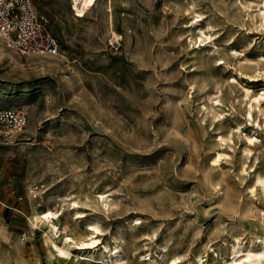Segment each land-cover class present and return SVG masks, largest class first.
Returning a JSON list of instances; mask_svg holds the SVG:
<instances>
[{
  "label": "rangeland",
  "instance_id": "rangeland-1",
  "mask_svg": "<svg viewBox=\"0 0 264 264\" xmlns=\"http://www.w3.org/2000/svg\"><path fill=\"white\" fill-rule=\"evenodd\" d=\"M32 1L59 52L0 38V107L27 118L0 141V264H223L236 239L257 248L264 0ZM92 225L73 260L49 247Z\"/></svg>",
  "mask_w": 264,
  "mask_h": 264
},
{
  "label": "built area",
  "instance_id": "built-area-1",
  "mask_svg": "<svg viewBox=\"0 0 264 264\" xmlns=\"http://www.w3.org/2000/svg\"><path fill=\"white\" fill-rule=\"evenodd\" d=\"M0 38L21 54L53 57L59 52L32 0H0ZM26 122L22 109L0 107V141L16 140Z\"/></svg>",
  "mask_w": 264,
  "mask_h": 264
},
{
  "label": "bare ground",
  "instance_id": "bare-ground-1",
  "mask_svg": "<svg viewBox=\"0 0 264 264\" xmlns=\"http://www.w3.org/2000/svg\"><path fill=\"white\" fill-rule=\"evenodd\" d=\"M105 1L107 2V5L105 6L106 12H110V0H105ZM259 15H261V14L259 13ZM194 17L196 18V20L192 23H200L203 21V18H204L203 15L198 13V12H195ZM262 19H264V12H262ZM199 32H200L201 37H205L207 39H211L213 37L212 34H210V33L206 34L202 30H199ZM116 37H117V34L112 32V38H116ZM34 64L40 68H50V66L53 65L54 62H51V61L47 62V61L42 60L41 58H38ZM247 93L248 92L246 91V95H247ZM258 99H264V92H262L259 95V97H257V98L255 97L254 101L255 100L258 101ZM3 106H6V105H3ZM8 107H10V106H8ZM248 115L250 116V112H248ZM221 156H222V154L220 152H215L214 156L211 159L212 162L213 163L218 162L220 160ZM257 183H259L262 190H264V177H258L257 176ZM105 199H106V196H105ZM74 211L76 213V210H74ZM35 218L46 226V230L50 233V235L57 233L58 228H56V225L52 221V219L55 218L54 212H52L50 210H46V211H43L40 213L37 212L35 214ZM51 228H53V229H51ZM90 228H91V232L89 233L90 236L88 238H86L84 241H78L74 236H65V237L63 236L62 237V244H58L51 239L49 241V247L54 248V250L57 251L59 254H61L62 256H65L71 260L72 259L71 245L81 244V245L90 246V245H93L99 241L97 234L100 231L98 230V228L96 226H93V225ZM241 241L236 239L234 243H232L229 247L228 246L226 247L227 258L225 260H223V264H250L253 262H257V261H259V262L264 261V239L259 240V244L257 245V248L253 247L252 245L244 246L241 243ZM107 247H108L107 245H104V248L108 249ZM119 248H120L119 244L115 243L113 245L114 255L116 257L119 256L118 255ZM108 252L111 254L110 249H108ZM212 252L216 256V258L220 259V254H218V252L216 250H212Z\"/></svg>",
  "mask_w": 264,
  "mask_h": 264
}]
</instances>
